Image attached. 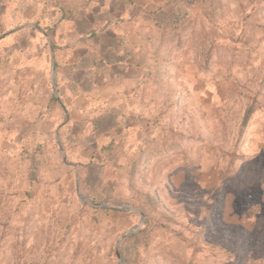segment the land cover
I'll use <instances>...</instances> for the list:
<instances>
[{
    "label": "rangeland",
    "instance_id": "374dc122",
    "mask_svg": "<svg viewBox=\"0 0 264 264\" xmlns=\"http://www.w3.org/2000/svg\"><path fill=\"white\" fill-rule=\"evenodd\" d=\"M176 1L178 30L143 19ZM105 34L116 78L72 73ZM128 260L264 264V0H0V264Z\"/></svg>",
    "mask_w": 264,
    "mask_h": 264
},
{
    "label": "trees",
    "instance_id": "16d2710c",
    "mask_svg": "<svg viewBox=\"0 0 264 264\" xmlns=\"http://www.w3.org/2000/svg\"><path fill=\"white\" fill-rule=\"evenodd\" d=\"M123 5L132 7L136 0H120ZM87 8H79L75 11L72 19L78 25L80 31L84 35L90 37L98 35L99 31L102 29L94 28L92 20L83 15V11ZM189 11L183 2L176 1L175 3L167 6L160 7L153 11H147L143 14V19L146 21L154 23L162 32H167L169 30H178L184 26L189 21ZM103 41V51L101 54L88 53L82 56L73 66L72 73L75 71H95L100 74L109 75L112 79L116 78V75L112 71V67L121 63H126L130 60L133 54L130 52V45L125 42L121 37L115 38L110 34H105L102 36ZM86 78H78L69 84L68 88L71 89L76 94H82L85 91V84L88 83ZM111 116L109 118L99 117L95 119L96 127L101 126L105 119L114 121V109H110ZM112 151V153H117V147L113 143L105 147L104 150ZM29 180L34 183L38 179V171L41 167L40 155L36 152L30 154L29 158ZM94 202V201H93ZM128 263L131 262L128 260Z\"/></svg>",
    "mask_w": 264,
    "mask_h": 264
},
{
    "label": "water",
    "instance_id": "95a60500",
    "mask_svg": "<svg viewBox=\"0 0 264 264\" xmlns=\"http://www.w3.org/2000/svg\"><path fill=\"white\" fill-rule=\"evenodd\" d=\"M85 202L88 203L89 205L94 206V207H97V208H103V206L100 205V204H91V203H89L88 201H85ZM122 210L137 213V214L141 215L143 219H145V214H144L141 210H139V209H137V208H134V207H132V206H124V207L122 208ZM129 235H131V233L126 234V235L123 237V239L126 238V237H128ZM117 254H118V257L120 258L119 253H117Z\"/></svg>",
    "mask_w": 264,
    "mask_h": 264
},
{
    "label": "crops",
    "instance_id": "0c3cea01",
    "mask_svg": "<svg viewBox=\"0 0 264 264\" xmlns=\"http://www.w3.org/2000/svg\"><path fill=\"white\" fill-rule=\"evenodd\" d=\"M76 63V62H75ZM75 63H73L72 65H74ZM118 65H124V63H121V64H118ZM118 65H115V66H118ZM111 78V77H110Z\"/></svg>",
    "mask_w": 264,
    "mask_h": 264
}]
</instances>
